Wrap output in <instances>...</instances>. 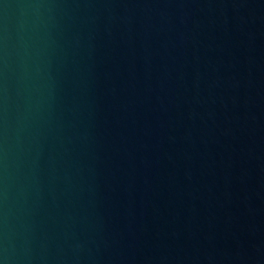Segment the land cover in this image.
I'll return each instance as SVG.
<instances>
[{
	"label": "water",
	"instance_id": "water-1",
	"mask_svg": "<svg viewBox=\"0 0 264 264\" xmlns=\"http://www.w3.org/2000/svg\"><path fill=\"white\" fill-rule=\"evenodd\" d=\"M0 264H264V0H0Z\"/></svg>",
	"mask_w": 264,
	"mask_h": 264
}]
</instances>
